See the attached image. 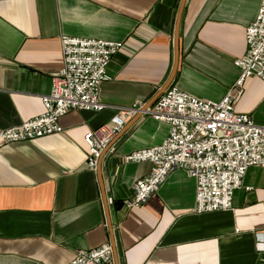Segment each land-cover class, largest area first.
Returning <instances> with one entry per match:
<instances>
[{
  "label": "crops",
  "instance_id": "0c3cea01",
  "mask_svg": "<svg viewBox=\"0 0 264 264\" xmlns=\"http://www.w3.org/2000/svg\"><path fill=\"white\" fill-rule=\"evenodd\" d=\"M0 0V129L44 111L42 96L63 66L61 37L122 41L100 85L102 111L71 110L63 131L17 142L0 138V264H68L79 249L115 243L119 264H264V168L247 171L233 207L197 213L196 179L177 168L144 204L128 208L153 166L126 155L159 145L168 123L148 113L171 86L220 100L237 82L236 59L262 0ZM136 106L96 170L87 131ZM146 107V108H145ZM236 109L264 125V79L248 77ZM246 186L253 189L247 190ZM106 199H104V194ZM109 221H111V226ZM107 264H116L113 261Z\"/></svg>",
  "mask_w": 264,
  "mask_h": 264
},
{
  "label": "built area",
  "instance_id": "2783aa9c",
  "mask_svg": "<svg viewBox=\"0 0 264 264\" xmlns=\"http://www.w3.org/2000/svg\"><path fill=\"white\" fill-rule=\"evenodd\" d=\"M245 38L246 52L235 61L240 69L239 78L222 99H203L173 85L148 109L154 119L168 123L170 131L159 145L126 155L127 161H150L153 166L134 184L125 206H141L159 190L171 172L183 168L196 179L197 213L231 209L234 193L243 187L248 169L264 168V125L236 109L245 80L251 76L264 79V0L255 20L246 27ZM61 43L63 66L53 74L50 92L42 96L44 111L18 125L0 129L4 142L62 132L61 118L69 111L98 112L108 107L100 100V85L110 78L108 65L123 42L63 35ZM136 111V106L117 107L111 124L86 132L88 168L97 169L103 150L123 127L125 119ZM260 236L258 233L259 244L264 246ZM112 261L113 246L107 242L79 249L68 264Z\"/></svg>",
  "mask_w": 264,
  "mask_h": 264
},
{
  "label": "water",
  "instance_id": "95a60500",
  "mask_svg": "<svg viewBox=\"0 0 264 264\" xmlns=\"http://www.w3.org/2000/svg\"><path fill=\"white\" fill-rule=\"evenodd\" d=\"M185 2L186 0H182L181 2V6H180V10H179V14H178V17H177V23H176V31H175V60H174V65H173V69L171 71V74L169 76V79L167 80V82L164 84V86L158 91V93L155 95V97L153 98V100H155L156 98H158L165 90L166 88L170 85V83L172 82L175 74H176V71H177V68H178V62H179V55H180V49H179V34H180V22H181V17H182V11H183V8H184V5H185ZM146 108V107H145ZM112 142V141H111ZM111 142L109 143V145L103 150L101 156H100V159H99V163H98V167H97V172H98V175H99V179H100V182L101 184H103V181H102V176H101V163H102V157L104 155V153L108 150V148L110 147V144ZM104 194V199H106V195L105 193L103 192ZM107 200V199H106ZM110 223V226H111V221H109ZM112 246H113V254H114V259H115V262L116 264H119L118 262V256H117V253H116V249H115V243L112 242Z\"/></svg>",
  "mask_w": 264,
  "mask_h": 264
}]
</instances>
